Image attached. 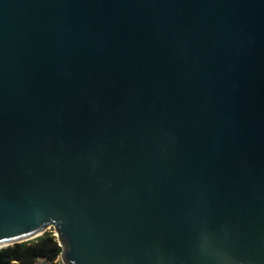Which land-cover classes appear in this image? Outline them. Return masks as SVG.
I'll return each instance as SVG.
<instances>
[{
    "label": "water",
    "instance_id": "95a60500",
    "mask_svg": "<svg viewBox=\"0 0 264 264\" xmlns=\"http://www.w3.org/2000/svg\"><path fill=\"white\" fill-rule=\"evenodd\" d=\"M62 264H264V0H0V249Z\"/></svg>",
    "mask_w": 264,
    "mask_h": 264
},
{
    "label": "trees",
    "instance_id": "16d2710c",
    "mask_svg": "<svg viewBox=\"0 0 264 264\" xmlns=\"http://www.w3.org/2000/svg\"><path fill=\"white\" fill-rule=\"evenodd\" d=\"M61 248L53 230L22 243L0 249V264H61Z\"/></svg>",
    "mask_w": 264,
    "mask_h": 264
},
{
    "label": "rangeland",
    "instance_id": "374dc122",
    "mask_svg": "<svg viewBox=\"0 0 264 264\" xmlns=\"http://www.w3.org/2000/svg\"><path fill=\"white\" fill-rule=\"evenodd\" d=\"M59 261H60V258H59ZM60 263H61V261H60ZM62 264V263H61Z\"/></svg>",
    "mask_w": 264,
    "mask_h": 264
}]
</instances>
